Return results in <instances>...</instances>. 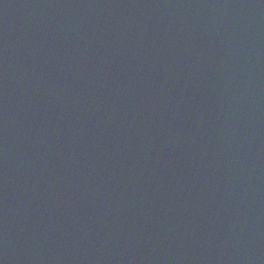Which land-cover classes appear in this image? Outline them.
<instances>
[{"label": "water", "instance_id": "1", "mask_svg": "<svg viewBox=\"0 0 264 264\" xmlns=\"http://www.w3.org/2000/svg\"><path fill=\"white\" fill-rule=\"evenodd\" d=\"M0 264H264V0H0Z\"/></svg>", "mask_w": 264, "mask_h": 264}]
</instances>
